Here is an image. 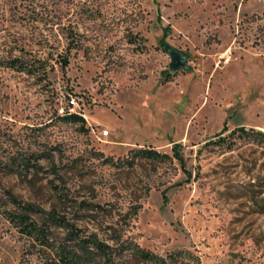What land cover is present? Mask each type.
I'll return each instance as SVG.
<instances>
[{
    "label": "rangeland",
    "instance_id": "rangeland-1",
    "mask_svg": "<svg viewBox=\"0 0 264 264\" xmlns=\"http://www.w3.org/2000/svg\"><path fill=\"white\" fill-rule=\"evenodd\" d=\"M167 48L188 69L172 74ZM253 132L264 0H0V264H63L81 243L56 222L114 248L85 264H155L128 243L163 264H264ZM176 144L181 164L135 154ZM15 202L44 243L7 219Z\"/></svg>",
    "mask_w": 264,
    "mask_h": 264
},
{
    "label": "trees",
    "instance_id": "trees-1",
    "mask_svg": "<svg viewBox=\"0 0 264 264\" xmlns=\"http://www.w3.org/2000/svg\"><path fill=\"white\" fill-rule=\"evenodd\" d=\"M167 31V30H166ZM166 35V34H165ZM162 46L166 48V44L162 41ZM19 63L18 60H14L9 62V67L18 69L19 71H28L26 68H19L17 64ZM69 64L68 59H63V66L67 67ZM20 65V64H19ZM66 119L71 123H84V119L78 115H67ZM255 134V138H264V134L261 132H253ZM173 155L168 156L166 154H162L156 150L150 149H141L135 152L136 156L153 161H164L166 159H176L179 163H182V156L180 154V145H174ZM109 162V160H106ZM16 203V202H15ZM20 206V209L23 211L22 213L16 212H5L7 219L16 227L19 228L20 232L26 236L32 237L37 239L38 241L44 243L47 239L48 230L44 229L42 226L38 225L35 221L32 220L29 214L36 213V210L31 205H21L16 203ZM49 221H54V218H50ZM56 224L63 225L66 229H69V235L71 236L70 240L79 239L81 243V248L77 251L72 252L71 250L66 249L65 247L61 249L63 252L61 256V261L63 264H85L91 261L95 256L104 259L106 262L112 260V255L114 248L110 245L104 244L98 241L95 238L88 237V238H81L77 235L78 231L74 229L73 226L70 224H61L56 222ZM129 251L132 255L143 259L148 260L155 264H163L164 261L162 258L156 256L155 254L146 251L135 244H126L122 246L123 251Z\"/></svg>",
    "mask_w": 264,
    "mask_h": 264
},
{
    "label": "water",
    "instance_id": "water-1",
    "mask_svg": "<svg viewBox=\"0 0 264 264\" xmlns=\"http://www.w3.org/2000/svg\"><path fill=\"white\" fill-rule=\"evenodd\" d=\"M166 50L170 56L169 69L172 74H178L181 70L188 69L187 57L182 52L173 48H167Z\"/></svg>",
    "mask_w": 264,
    "mask_h": 264
}]
</instances>
